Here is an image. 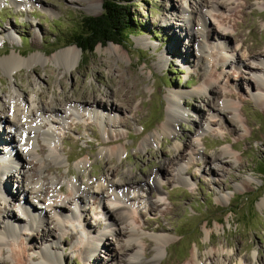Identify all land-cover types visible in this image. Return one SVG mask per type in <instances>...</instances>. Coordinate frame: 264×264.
<instances>
[{
  "label": "rangeland",
  "instance_id": "rangeland-1",
  "mask_svg": "<svg viewBox=\"0 0 264 264\" xmlns=\"http://www.w3.org/2000/svg\"><path fill=\"white\" fill-rule=\"evenodd\" d=\"M30 1L22 7L10 0L0 1V62L13 52L22 59L37 53L53 58L77 48L71 39L82 18L102 12V6L95 12L89 10V4L98 0ZM195 3L133 0L128 40L123 45H97L92 53L77 48L81 58L72 68L52 60L20 67L11 77L0 63V110L14 89L26 98L38 96L45 109L62 110L73 100L83 104L74 117L66 116L62 126L54 127L63 162L58 166L47 161L50 174L62 176L64 190L67 182L89 184L93 189L114 171L111 180L125 181L127 185L119 182L125 185L123 192L127 188L138 191L130 193L138 204V197H147L152 206L147 201L142 204L147 207L134 214L135 230L147 242L163 236L167 243L157 261H152L151 246L141 264H190L196 263L197 255L202 258L197 264H239L242 260L264 264V175L258 172L264 164V91L256 90L262 67L252 59L264 53V0H229L209 14L197 13L201 25L194 14L188 26L191 35H186L185 8ZM220 25L230 33L227 42L215 39ZM110 45L119 49L121 57L107 51ZM206 81L212 84L211 91L202 93L200 87ZM176 92L183 94L179 100L183 114L177 118L174 132H163L171 115L169 96ZM93 98L117 109L109 115L110 125L103 127L92 116L102 113L107 117V110L96 108ZM224 100L233 104L234 112L223 109ZM6 134L0 125V160L6 158L3 153L14 149L4 141ZM145 140L148 144L141 148ZM36 145L44 143L38 140ZM111 148H120V155L100 153ZM34 159H27L30 166L37 163ZM16 172L5 174L6 191L11 194L6 198L8 209L19 220L23 219L20 206L33 213L43 211V220L51 225L47 231L37 226V231H43L28 233L22 230V223L21 236L6 239L8 246L0 264H37L39 251L49 246L62 256L61 264L127 262L126 235L102 220L108 216L97 208L94 198L86 199V218L70 212L68 206L62 210L61 218L68 221L62 236L42 202L34 201L27 190L22 194ZM152 179L156 180L153 185ZM42 184L46 186V182ZM113 216L126 233L124 213L115 211ZM148 225L150 229H146ZM51 233L60 234L57 244L48 237ZM102 234L108 246L84 254L86 237ZM209 254L214 255L213 261Z\"/></svg>",
  "mask_w": 264,
  "mask_h": 264
},
{
  "label": "bare ground",
  "instance_id": "bare-ground-1",
  "mask_svg": "<svg viewBox=\"0 0 264 264\" xmlns=\"http://www.w3.org/2000/svg\"><path fill=\"white\" fill-rule=\"evenodd\" d=\"M10 1L16 6L21 7L29 6L31 2L30 0ZM216 1L220 2L217 3ZM227 1L229 0H196L194 7L186 6L184 17L182 16V21H184V27L186 28L185 34L191 35L188 26L192 25L190 19L194 18V14L196 15V17L198 15L197 13H201L202 11L205 14H209L210 11L214 10L215 6H223ZM101 6V1L98 0L97 3L89 4V10L90 12H95L96 10L101 9ZM196 7L200 8L199 11H197ZM197 18L201 25L203 21L201 20V18ZM219 28L221 29V32L217 34V37L215 38L216 41H218V43L227 42V40H229L230 33L226 30L225 26L220 25ZM107 51H112L119 55V49L112 45L109 46ZM188 53H190V49ZM119 57H121V55H119ZM80 58L81 54L79 50L75 47H72L59 55H55L53 58H45L41 53H37L29 59H22L21 57H19V55L13 52L11 56L2 59L0 63L1 66L5 69V73L8 76L14 77L15 71L23 66L29 67L36 63H44L54 60L55 62H60L59 66H62L64 68H72L73 66L78 65ZM252 59L258 62L262 67L261 72H259V75H257L258 85L256 86V90L260 93V91H264V53L253 56ZM162 60L163 58H160V61ZM211 86L212 84L209 81H206L200 87V91L202 93L207 92V90L211 91ZM12 93V97L9 100L4 101L0 110V125L3 127V129L7 133L6 135L8 136H6L7 139H5L4 141L7 142L8 145L14 146V149L10 150V153H3V157L6 158H1L0 160V202L4 204V207L0 208V256L3 255L5 247L8 246V244L6 243V239H15L17 238V236H21L20 231L22 223H24V226H22V230L28 233H34L35 231H37V226H44L43 230L47 231L49 230V227L51 225V223L47 225V221L43 220L41 216L43 211H37L33 213L31 211V208L28 210L26 206H20L19 208L21 209V213L23 214V219L20 218L21 220H19V218L15 217L13 213H11V211L8 209L10 204H7L6 198H9L11 194H7V189L5 187L4 181L5 174H8L13 170L17 171L20 175L19 182L21 184L22 194H25L27 190L28 194H30L34 201H37L38 203L39 201L42 202L44 210L48 211L50 215L49 218H51L52 223H54L59 228V232L61 234L65 230L64 223L68 222L61 218L62 210L66 208V206H68L70 212L74 214L77 213L79 217H85L84 208L87 205L86 199L94 198L98 202L97 205L100 206H98L97 208H101V210L108 216V218H104L102 220H105L109 227L114 226V230H116L117 233L121 235L125 234L127 237L126 244L128 250V260L124 264H141L142 259L146 255V251L150 249L151 246H153L154 252L152 261H157L160 257L161 250L163 249L165 243H167L166 238L163 236H154L152 243L147 242L143 239V236L135 230L134 225V214L137 215L139 214L141 209H145L147 206H152V203L148 201L147 197L146 199L138 197L139 201H141L140 204H138L134 196L130 194L138 191H133L132 188H127V192H123L121 189L122 186L125 185H120V183H125V181L111 180V178H113L112 175L114 171H112V173L109 174L108 177L105 176L103 180L98 181L93 189L89 187V184L82 185L81 183L77 182H67V189L64 190L61 186L62 176L54 177L52 176V174H50L52 172V169L47 164V161L58 166L63 162L60 151L55 144L56 135L54 127L62 126L65 123V120L68 119H66V116L74 117L75 113L80 111V109L83 107V104H76L79 103V101L73 100L70 101L69 104H66L62 110L55 109L51 106L49 107V109H45V107L40 105V102L37 99L38 96L36 97L35 95H33L31 98H26L23 93L17 89H14ZM182 95V93L176 92L171 93V95L169 96L168 110L171 111V115H169L170 117L168 118L167 123L164 125V129H162L163 132L172 133L175 131V122L177 121V118L183 114L179 103ZM257 98L259 99L260 96L258 95ZM92 100L93 105L96 106V108H98L100 111L107 110V117L105 118L102 113H94L92 114V116L98 119L103 127L110 125L112 120H110L111 117L109 115L114 114L117 109H113V106L109 104V102H102L97 98H93ZM87 103L88 102H85L84 104ZM222 106L224 107L223 109L227 108L231 109L233 112L235 111L233 104L227 100H224L222 102ZM1 140L3 141V138H1L0 136V142ZM38 140H41L44 143V146H37L36 142H38ZM147 144L148 141L145 140L140 144V147L145 148ZM13 153V157H15V159H12L11 157ZM100 153L104 154L107 157H112L114 155L119 156L121 153V149H103ZM9 156L11 158L10 160L7 159ZM29 157L32 159L37 158V160L34 159L37 163H34L30 166L27 160ZM14 160H16V163H14ZM181 175L182 169L180 168L178 173V178L180 180ZM42 182H46V186H44ZM155 183L156 180L152 179V185ZM125 184L127 185V183ZM114 186H116L115 190L112 189ZM61 192H66L67 195L62 196L58 194ZM130 201L131 204L127 206L126 202ZM147 201V206L142 205ZM82 203H85V205L83 206ZM261 205L264 207V199L261 201ZM77 206L79 208H77ZM115 211H121L126 216V233L123 232V228L117 227V224H115V222L117 221L113 216V213L115 214ZM36 213H40V216H38ZM8 218L10 219V221L6 223L4 228H2V224ZM150 228L151 227L149 225L146 226V229ZM43 230L39 228L37 232H41ZM48 237L54 238L52 240L53 244H57L61 239V236L58 233H55V235L54 233H51ZM103 238V234L99 235L97 238L91 236L86 237L84 243L82 244V252L87 255L91 252L97 251L99 248L107 247L108 244L104 242ZM128 244H130V246ZM52 248L53 247L49 246L45 247L44 251H39L37 264H61L63 260L62 256L57 252H53L54 250ZM22 250L25 251L23 247ZM213 258L214 255H210L208 257V259L212 261ZM201 259L202 258L199 255L194 256L193 261H195L196 263L193 262L190 264H197V261H201ZM212 261L210 262L212 263ZM213 264H216V262H214ZM239 264L249 263L247 262V260H242Z\"/></svg>",
  "mask_w": 264,
  "mask_h": 264
},
{
  "label": "trees",
  "instance_id": "trees-1",
  "mask_svg": "<svg viewBox=\"0 0 264 264\" xmlns=\"http://www.w3.org/2000/svg\"><path fill=\"white\" fill-rule=\"evenodd\" d=\"M133 0H103L100 15L82 18L80 29L72 36L71 44L84 53H92L97 45H123L129 37L131 24L129 6ZM264 167V164H262ZM259 174L264 175V168ZM228 213H233L229 210ZM179 253L178 250H174Z\"/></svg>",
  "mask_w": 264,
  "mask_h": 264
}]
</instances>
